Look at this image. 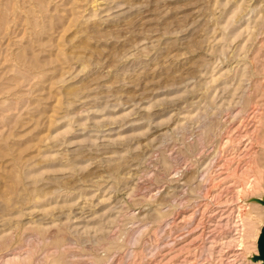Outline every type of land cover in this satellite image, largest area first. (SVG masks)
<instances>
[{
    "label": "rangeland",
    "instance_id": "1",
    "mask_svg": "<svg viewBox=\"0 0 264 264\" xmlns=\"http://www.w3.org/2000/svg\"><path fill=\"white\" fill-rule=\"evenodd\" d=\"M247 217L264 0H0V264H264Z\"/></svg>",
    "mask_w": 264,
    "mask_h": 264
},
{
    "label": "bare ground",
    "instance_id": "2",
    "mask_svg": "<svg viewBox=\"0 0 264 264\" xmlns=\"http://www.w3.org/2000/svg\"><path fill=\"white\" fill-rule=\"evenodd\" d=\"M256 181V180H255ZM258 185H259V182H258ZM257 185V186H258ZM253 205V204H252ZM247 213V212H246ZM253 219H254V217H253ZM253 219H251V217H247L246 218V221L244 222L245 224L244 225H246L247 226V228H246V230H249V231H252V233L251 232H248L249 234H252V235H250V237L252 236V238H253V240L255 239L256 241H257V239L259 238V237H262L263 238V245H262V247L260 248V247H258L257 245H256V249L258 250H256L257 251V253L259 252V253H261L262 254V261H263V263H264V229H260V228H258L257 226H256V221H254ZM260 221V220H259ZM259 226V225H258ZM247 233V232H246ZM246 236H248V235H246ZM231 241V240H230ZM251 241V240H250ZM250 249V248H249ZM253 249V248H252ZM255 251V252H256ZM257 255V254H256ZM15 258V257H14ZM261 258V257H260ZM256 259V258H255ZM254 259V260H255ZM258 260H260V259H258ZM259 262V261H258ZM12 263V262H11ZM19 263V262H18ZM21 264V263H20Z\"/></svg>",
    "mask_w": 264,
    "mask_h": 264
},
{
    "label": "water",
    "instance_id": "3",
    "mask_svg": "<svg viewBox=\"0 0 264 264\" xmlns=\"http://www.w3.org/2000/svg\"><path fill=\"white\" fill-rule=\"evenodd\" d=\"M256 243H257V246L261 248L262 245H263V238H262V237H259V238L257 239Z\"/></svg>",
    "mask_w": 264,
    "mask_h": 264
}]
</instances>
